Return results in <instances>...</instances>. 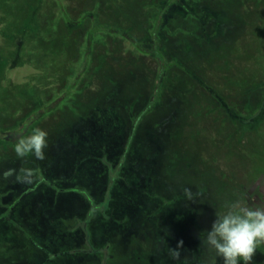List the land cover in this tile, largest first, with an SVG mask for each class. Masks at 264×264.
Here are the masks:
<instances>
[{"label":"trees","instance_id":"obj_1","mask_svg":"<svg viewBox=\"0 0 264 264\" xmlns=\"http://www.w3.org/2000/svg\"><path fill=\"white\" fill-rule=\"evenodd\" d=\"M98 81L123 98L117 92L90 100ZM162 99L178 104L174 150L187 157L171 149L177 166L168 183L174 178L178 185L174 205L181 208L173 219L194 229L196 241L191 260L169 264H209L214 253L199 233L226 201L247 202L246 189L264 173V0H0V104H7L0 162L15 160L16 139L34 129L49 140L54 128L83 115L116 114L123 121V113L128 129ZM208 100L213 108L204 110ZM192 118L218 124L209 133L203 129L211 140L207 156ZM130 134L123 141L118 135L115 147L104 143L115 160L114 170L102 172L107 183L114 171L121 177ZM24 168L36 171L16 190L18 202L40 180L33 161ZM46 177L51 181L49 172ZM185 189L193 190L189 203ZM253 264H264V246Z\"/></svg>","mask_w":264,"mask_h":264},{"label":"rangeland","instance_id":"obj_2","mask_svg":"<svg viewBox=\"0 0 264 264\" xmlns=\"http://www.w3.org/2000/svg\"><path fill=\"white\" fill-rule=\"evenodd\" d=\"M108 88L96 82L90 100L100 102L103 94L118 92ZM123 94L118 92L117 96L123 98ZM155 103L150 102V109ZM194 104L191 107L198 110ZM6 108V102L0 104V124L4 123L6 115L2 113ZM177 108V103L162 99L128 129L125 113L123 121L116 114L83 115L65 129L61 125L54 128L45 153L50 162L38 165L40 180L33 186V195L19 202L16 190H22L24 184L16 185V174L29 160H2L0 264H169L173 262L169 249H175L181 240V260H191L196 247L190 237L194 229L173 219L181 209L174 205L179 192L174 178L168 183L177 166L171 153L178 143L173 139L179 133ZM202 108L209 110L213 104L208 100ZM191 122L192 131L200 132L199 141L205 144L200 153L207 156L211 140L203 129L209 133L218 124L198 118ZM125 130L132 134L126 138L121 177L116 178L119 170L114 171L113 179L107 183L102 172L114 170L115 160L109 158L111 148L104 143L109 141L115 147L118 135L121 141L125 139ZM179 142L180 146L186 144L182 139ZM176 151L181 160L187 159ZM9 170L13 175L6 176ZM48 172L51 181L46 177ZM246 198L250 205H264V173L246 189Z\"/></svg>","mask_w":264,"mask_h":264},{"label":"clouds","instance_id":"obj_3","mask_svg":"<svg viewBox=\"0 0 264 264\" xmlns=\"http://www.w3.org/2000/svg\"><path fill=\"white\" fill-rule=\"evenodd\" d=\"M48 136L34 129L29 135H21L12 146L14 157L18 161L31 160L36 165L45 162L48 149ZM36 169L22 168L16 180L22 184L32 182ZM6 176L13 175L9 170ZM187 200L193 199L189 189L184 190ZM200 243L214 253L209 264H253L258 248L264 246V205H250L243 200L226 201L221 210L214 213V219L208 229L199 233ZM183 241L175 249H169L173 261L181 260ZM181 264H185L181 261Z\"/></svg>","mask_w":264,"mask_h":264}]
</instances>
